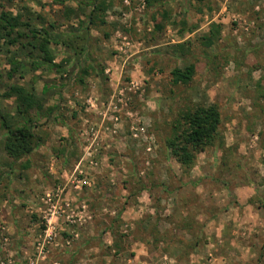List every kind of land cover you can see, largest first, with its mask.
I'll return each mask as SVG.
<instances>
[{
	"label": "rangeland",
	"instance_id": "rangeland-1",
	"mask_svg": "<svg viewBox=\"0 0 264 264\" xmlns=\"http://www.w3.org/2000/svg\"><path fill=\"white\" fill-rule=\"evenodd\" d=\"M75 1L0 11L67 42L90 12ZM97 1L104 23L84 52L50 45L58 72L31 65L42 55L28 39L0 42L9 124L21 122L2 97L12 86L53 109L28 158L5 154L0 129V264H264V0ZM187 65L191 81L173 84ZM211 104L216 145L185 168L166 144L172 125Z\"/></svg>",
	"mask_w": 264,
	"mask_h": 264
},
{
	"label": "trees",
	"instance_id": "trees-1",
	"mask_svg": "<svg viewBox=\"0 0 264 264\" xmlns=\"http://www.w3.org/2000/svg\"><path fill=\"white\" fill-rule=\"evenodd\" d=\"M75 3L78 9L90 8V12L85 16V29L81 28L77 34H72L71 37L67 38V42L53 39L47 30L40 32L37 28L31 26L28 20L24 21L18 15L12 16L4 10L0 11V42L3 40L9 44H15L20 39H28L26 44L33 49H37L42 55L40 59H31V65L36 69L46 67L49 71L58 72L59 66L52 64L50 45L62 44L67 48H71L74 55L80 54L87 47L89 27L96 26L97 21L100 24L104 23L102 18L104 7L102 3L97 0H76ZM81 24H83L82 21ZM214 30L210 29L211 32H215ZM211 38L212 36L204 38L207 46L212 44L213 40ZM1 50L2 48H0ZM12 63L14 67L11 69V73H15L18 65L15 61ZM193 69L192 65H187L183 69L174 68L170 72L172 83L188 84L193 77ZM79 81L82 80L79 79ZM43 89L46 91L47 86H44ZM2 97L14 98L16 114L21 119L19 124L11 125L7 120V115L0 110V129L4 132L3 150L12 161L17 162L28 158L38 147L40 137L31 128L43 124L50 117L53 109L49 108L45 115H42L40 113L42 110L41 103L32 92L20 86L10 87L8 92ZM219 124L220 114L214 104L198 105L184 112L173 123L172 135L166 142L175 161L185 168L193 165L196 154L199 151L205 147L216 145L215 143L219 137ZM219 144L222 145L220 141ZM28 163L23 164L22 169H26Z\"/></svg>",
	"mask_w": 264,
	"mask_h": 264
},
{
	"label": "built area",
	"instance_id": "built-area-1",
	"mask_svg": "<svg viewBox=\"0 0 264 264\" xmlns=\"http://www.w3.org/2000/svg\"><path fill=\"white\" fill-rule=\"evenodd\" d=\"M49 239H50V236H49ZM42 250H43V246H39L38 253L41 254L42 253Z\"/></svg>",
	"mask_w": 264,
	"mask_h": 264
}]
</instances>
